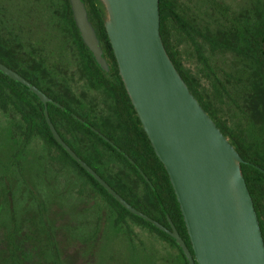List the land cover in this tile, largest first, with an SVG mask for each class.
Here are the masks:
<instances>
[{"label":"water","instance_id":"obj_1","mask_svg":"<svg viewBox=\"0 0 264 264\" xmlns=\"http://www.w3.org/2000/svg\"><path fill=\"white\" fill-rule=\"evenodd\" d=\"M98 1L119 74L142 128L169 175L193 253L172 222L168 229L134 208L62 139L50 118L48 103L71 113L69 110L2 63L0 72L41 100L57 143L122 207L172 238L188 264H264L260 221L242 172V165L250 163L244 161L190 92L168 55L160 34L159 0ZM70 4L83 42L101 69L109 71L84 1L70 0ZM254 166L264 174V169Z\"/></svg>","mask_w":264,"mask_h":264},{"label":"trees","instance_id":"obj_2","mask_svg":"<svg viewBox=\"0 0 264 264\" xmlns=\"http://www.w3.org/2000/svg\"><path fill=\"white\" fill-rule=\"evenodd\" d=\"M67 1L70 3L69 0ZM83 1L88 11L89 20L94 26L98 39L100 40L103 56L111 68V73L119 76L120 86L110 87L109 81L105 77L106 73L100 69L95 59L92 58V62L94 63L93 71L98 75V78L100 77V85L105 88L108 87L115 97L116 104L113 112L117 125L116 134L110 132L105 125V128L99 127L96 123L91 122L82 116V114L73 110L72 107L69 108L73 114L84 119V121L113 142L115 147L73 115L66 113V111H63L59 107L49 106L50 118L62 139L114 190L138 211L143 212L168 229H171L170 222H172L181 238L191 250L190 238L169 175L152 148L151 142L142 128L140 119L119 75L118 64L104 25L100 3L98 0ZM159 2L160 34L164 46L175 67L188 85L190 92L195 96L204 110L208 114L210 111L212 112L214 110V101L212 97H208L209 102H206L202 93L198 92L197 88L200 86L197 79L189 77L182 69L177 59V52L173 49L171 40L172 28L176 31L183 32L191 41L197 53V60L203 66L204 76L211 81L214 88V97L218 104L224 102L225 96H228V89L218 78L216 70L211 66L209 58L205 55L204 46L197 41V35L209 46L211 53L215 51L231 52L240 57L241 60L248 61V68L246 66L244 69L241 67L240 73L242 74L243 80L241 81L239 76L234 80L245 88L244 100L249 119L255 123H262L264 125V4L260 3L261 7H259L260 4L256 7V10L257 8L259 9L256 11V19H254L251 28L241 26V20L235 21V19H232L230 26L223 29V31L219 30L220 32L218 34L214 35L210 29L205 35H200V32L194 29L193 25L178 13L174 0H159ZM71 16L73 17L72 10ZM77 33L79 35L78 29ZM1 56L0 62L12 68L4 59L5 57ZM20 75L37 87L36 82L31 76L26 74ZM52 98L66 108V99L61 94L54 95ZM229 99L233 98L229 97ZM10 108L17 111L22 122L23 146L28 144L34 137L38 138L40 136L44 143L51 148L54 147L55 151L58 152L59 155L57 157H52L54 163L64 166L69 164L78 169L119 210L118 222H123L125 217L129 216L137 222L157 231L179 248L176 242L164 233L122 207L99 182L82 168L56 142L46 123L43 106L36 96L25 86L0 72V109L7 112ZM209 116L214 120L223 135L233 145L244 161L253 164H243L242 172L252 196L264 238V174L254 166L256 165L264 169V156L260 152H255L254 147L256 145L254 143L247 141L237 131L229 129L225 123L216 118V115L212 116L209 114ZM262 129L264 131V128ZM88 144L91 152L85 155L83 150ZM106 157H111L119 161L134 173L146 186L149 192L148 200L133 197L134 191L127 186V183L121 185L106 176L103 171ZM144 175L150 183L146 181ZM5 193L6 198H8V190ZM11 219L13 220L11 227L7 231L5 230L3 234L1 233L0 236V264H49L47 263V249H50V264L71 263L72 258L66 259V251L56 238L58 232H45L46 240L42 243L37 238L38 230L35 222L29 216L24 217V222L21 225L18 224V218L11 217ZM179 251L181 252L184 263L188 264L183 252L180 249Z\"/></svg>","mask_w":264,"mask_h":264},{"label":"rangeland","instance_id":"obj_3","mask_svg":"<svg viewBox=\"0 0 264 264\" xmlns=\"http://www.w3.org/2000/svg\"><path fill=\"white\" fill-rule=\"evenodd\" d=\"M174 1L180 13L189 20H196L197 0ZM18 2L0 0V4L6 3L8 13L16 12ZM21 2L37 4V0ZM210 2L207 10L200 7V16L209 18L208 23L200 21L199 24L210 28L214 35L229 27L232 19L241 20V26L251 28L259 9L256 10V7L264 4V0ZM35 15L39 19L34 23V32L40 35L39 43L42 46L47 43L58 63L61 44L56 36L52 37L54 30L49 16L41 5ZM171 37L182 69L189 77L199 78L201 86L197 88L198 92L209 102L213 88L204 76L191 41L174 28ZM197 41L204 46L211 66L233 98L226 97L222 104H213L218 119L254 143L255 152L264 156V125L249 119L244 100L245 88L241 93L240 85L234 80L238 78L241 67L248 68V61L241 60L231 52L211 53L201 38ZM83 103L92 102L88 98ZM96 105L101 116L94 122L102 128L105 125L116 134V121L109 114L108 106L103 103ZM21 125L15 109L10 108L7 112L0 109V236L11 227V217L18 218L21 225L24 217L29 216L35 222L37 238L42 243L46 240L45 232H58L56 238L66 251V259L72 258L70 264H184L179 249L150 227L129 216L123 222H118L119 210L78 169L52 161V157L59 155L58 152L48 151L35 137L23 146ZM83 151L85 155L91 152L89 144ZM104 165L103 171L109 179L121 185L127 183L134 191L133 197L148 200L146 186L123 164L106 157ZM7 190L8 198L5 196ZM49 252L50 249H47V263L50 264Z\"/></svg>","mask_w":264,"mask_h":264},{"label":"flooded vegetation","instance_id":"obj_4","mask_svg":"<svg viewBox=\"0 0 264 264\" xmlns=\"http://www.w3.org/2000/svg\"><path fill=\"white\" fill-rule=\"evenodd\" d=\"M4 1L5 2L19 1V2L15 13L7 12L6 3L0 4V56L1 55L4 56L5 57L4 59L8 64L12 66V68L8 67L4 63L2 64L14 70L18 74H26L31 76V78L36 82L37 88L45 92L48 98L53 100L52 96L61 94V96L66 99V110H69L71 112V113L68 112L66 113L70 115L73 116L75 115L69 108L72 107L73 110L79 112L80 114H82V116H84L91 122L95 123L94 119H97L98 117L101 116V114L98 113L97 111L98 109L96 107H98V105L96 104L103 103L108 106L107 109L109 110V114L115 118V114L113 112L114 106L116 104L114 94L111 90H109L108 87L105 88L100 85V81H99L100 77L98 78V75L95 74L93 71L94 63L92 62V58H94V55L85 45L81 36L79 37L80 33L79 35L77 33L78 28L74 20V16L73 17L71 16V10H72L71 4L68 3L67 0H37V4L35 3L29 4L22 2L20 3V0H4ZM210 1L212 0H197L196 12L198 15L196 20L187 19L182 13L179 12L177 8L178 13L186 20H188L193 25L194 29L200 32V35L201 34L205 35L210 30V28L201 27L202 25L199 24L200 21H203V24L204 22L208 23L209 18L205 19L200 16V12H201L200 7L203 9L205 8L207 10L211 3ZM39 5L42 6L45 13L49 16L50 24L53 27L54 33L56 32V34L53 33L52 37L56 36L61 44L60 61H58V63L55 61L53 57L54 55L52 49L47 45V43L44 46H42L39 43L41 42L39 33H37L36 31L35 34L34 32V23L39 20L38 17H36L35 15V11L39 7ZM179 32L184 34L181 31ZM199 38L201 37L197 35V39ZM195 54L197 53L195 52ZM201 67H202L201 69L203 70L202 65ZM104 72L106 73L105 77L109 81L110 87L120 86L119 76L115 75L114 73H111L110 67H109V71H104ZM201 75L202 73L200 72V77ZM238 76L239 79L242 81L243 80L242 74L240 73ZM196 79L199 84V78L196 77ZM209 82L211 84L210 80ZM238 85H240L241 93H242V89L244 87H242V85L239 83ZM199 86L201 85L199 84ZM211 87L213 88L212 84ZM211 97L214 103H216L214 97V88H213L212 96L210 94V98ZM227 97H231L230 92H228ZM88 98L89 101H91L92 103L89 104L83 103L84 100H87ZM37 99L42 104L44 111L43 103L39 98ZM50 105L59 107L54 103L49 102L48 108ZM214 111L215 110H213L212 112L210 111L209 114H211L212 116L213 115L217 116V114ZM216 118L218 119V117ZM94 132L97 133L96 131ZM97 134L100 135L99 133ZM38 139L41 140V142L45 146L44 148L47 149L48 151L55 150L54 147L51 148L46 143H44V141L42 140V138H40V136H38ZM112 146L115 147V144ZM165 239L168 240L170 243H172V241H170L169 239L167 238ZM178 249H180V247ZM191 250L190 251L193 253L192 244H191Z\"/></svg>","mask_w":264,"mask_h":264}]
</instances>
